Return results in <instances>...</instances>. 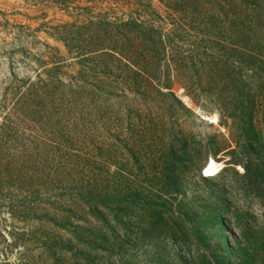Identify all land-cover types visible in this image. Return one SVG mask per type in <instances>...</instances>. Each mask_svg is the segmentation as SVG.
I'll list each match as a JSON object with an SVG mask.
<instances>
[{
  "label": "rangeland",
  "instance_id": "obj_1",
  "mask_svg": "<svg viewBox=\"0 0 264 264\" xmlns=\"http://www.w3.org/2000/svg\"><path fill=\"white\" fill-rule=\"evenodd\" d=\"M86 7L90 14L78 9ZM100 11L131 12L109 0H0V122L11 82L34 79L50 48L72 58L60 27ZM174 75L160 95L108 101L110 206L102 215H63L55 192L25 195L0 166V264H264V113H225L223 94ZM251 83L264 85V70ZM8 145L1 157L13 154ZM213 167L220 171L210 174ZM32 203L47 212H23Z\"/></svg>",
  "mask_w": 264,
  "mask_h": 264
},
{
  "label": "trees",
  "instance_id": "obj_2",
  "mask_svg": "<svg viewBox=\"0 0 264 264\" xmlns=\"http://www.w3.org/2000/svg\"><path fill=\"white\" fill-rule=\"evenodd\" d=\"M109 1L127 6L130 15L93 12L85 22L61 26L70 61L50 48L34 79L10 83V109L2 100L0 155L8 144L13 151L0 156L4 174L25 195L55 192L63 215L96 218L109 209L110 99L160 95L171 72L183 85L196 80L223 94L225 113H264V85L251 86L255 71L264 70V0ZM156 2L169 28L159 25ZM123 191L119 182V211ZM22 210L47 212L34 203Z\"/></svg>",
  "mask_w": 264,
  "mask_h": 264
},
{
  "label": "bare ground",
  "instance_id": "obj_3",
  "mask_svg": "<svg viewBox=\"0 0 264 264\" xmlns=\"http://www.w3.org/2000/svg\"><path fill=\"white\" fill-rule=\"evenodd\" d=\"M220 171V167H213L212 169L209 170L210 174L214 175L217 172Z\"/></svg>",
  "mask_w": 264,
  "mask_h": 264
},
{
  "label": "water",
  "instance_id": "obj_4",
  "mask_svg": "<svg viewBox=\"0 0 264 264\" xmlns=\"http://www.w3.org/2000/svg\"><path fill=\"white\" fill-rule=\"evenodd\" d=\"M208 162H210V160Z\"/></svg>",
  "mask_w": 264,
  "mask_h": 264
}]
</instances>
